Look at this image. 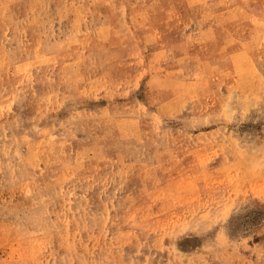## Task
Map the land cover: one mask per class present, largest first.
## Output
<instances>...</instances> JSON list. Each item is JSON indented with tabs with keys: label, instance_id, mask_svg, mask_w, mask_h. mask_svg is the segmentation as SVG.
Masks as SVG:
<instances>
[{
	"label": "rangeland",
	"instance_id": "374dc122",
	"mask_svg": "<svg viewBox=\"0 0 264 264\" xmlns=\"http://www.w3.org/2000/svg\"><path fill=\"white\" fill-rule=\"evenodd\" d=\"M0 264H264V0H0Z\"/></svg>",
	"mask_w": 264,
	"mask_h": 264
}]
</instances>
